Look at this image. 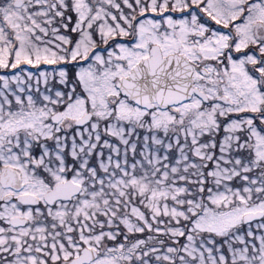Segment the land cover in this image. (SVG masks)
<instances>
[{"label":"snow or ice","instance_id":"6c2138e0","mask_svg":"<svg viewBox=\"0 0 264 264\" xmlns=\"http://www.w3.org/2000/svg\"><path fill=\"white\" fill-rule=\"evenodd\" d=\"M0 264H264V0H0Z\"/></svg>","mask_w":264,"mask_h":264}]
</instances>
